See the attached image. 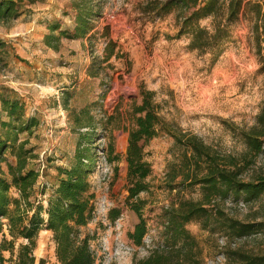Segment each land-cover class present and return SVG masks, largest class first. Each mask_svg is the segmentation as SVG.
I'll return each mask as SVG.
<instances>
[{
	"label": "rangeland",
	"instance_id": "rangeland-1",
	"mask_svg": "<svg viewBox=\"0 0 264 264\" xmlns=\"http://www.w3.org/2000/svg\"><path fill=\"white\" fill-rule=\"evenodd\" d=\"M171 1L37 0L24 6L18 17L0 22V92L25 100L28 118L40 122L34 135L21 139L29 140L38 155L33 167L41 176L32 201L45 208L57 183L56 169L75 165L77 148L88 147L84 138L95 137L90 181L97 210L87 230L97 234L95 248L105 257L103 264H131L162 247L171 213L186 203L206 210L184 224L194 240L192 264H241L240 255H264V232L231 239L230 226L263 222L264 196L253 202L243 196L238 202L203 203L199 187L183 185L185 147L179 141L195 137L221 159L242 160V133L256 126L264 107V79L258 73L264 59V18L242 16L220 53H201L191 50L192 34L184 25L196 9L164 12ZM83 8L94 12L91 30L76 38ZM212 22L203 19L198 25L212 31ZM52 27L61 30L50 36ZM143 90L153 95L160 127L152 140L140 143L150 175L146 190L132 200L135 182L129 178L127 155ZM263 173L264 154L242 180L250 182ZM134 206L141 208L147 225L140 247L130 237L140 222ZM3 235L12 240L7 226ZM24 245L20 239L14 254L3 252L5 264H15ZM55 251L53 235L42 231L34 250L37 264H56Z\"/></svg>",
	"mask_w": 264,
	"mask_h": 264
},
{
	"label": "trees",
	"instance_id": "trees-1",
	"mask_svg": "<svg viewBox=\"0 0 264 264\" xmlns=\"http://www.w3.org/2000/svg\"><path fill=\"white\" fill-rule=\"evenodd\" d=\"M36 1H0V22L15 19L24 6L34 5ZM175 7L183 11L196 9L190 18H185L184 25L192 34L191 50L201 53H220L232 39V28L240 22L242 16L247 18L252 14L257 19L264 18V2L252 0H172L164 7V12ZM93 13L84 8L78 11L76 38L89 34ZM203 19H212V31L198 25ZM261 28L259 22L256 23L259 45ZM60 30V27H52L50 36ZM258 73L264 79V59L261 60ZM142 97V105L134 111L138 116L137 130L130 135L127 155L129 178L135 182L130 190L132 200L146 190L144 182L150 175L148 165L143 162L140 143L152 140L160 127V118L153 110L152 93L143 90ZM2 107L10 121L2 124L6 134L0 136V264L6 263L2 253L10 251L14 254L15 241L20 239L27 245L20 247L15 264H37L34 250L44 230L53 235L56 264H103L105 257L95 248L97 234L87 230L94 222L97 210V195L90 181L95 165V153L90 149V144L95 137L89 135L84 138L88 147L77 148L75 165L56 169L57 183L52 185L45 208L42 202L32 201L41 176L33 167L38 155L34 149L29 148V140L20 141L21 135H33L40 127V122L36 118L25 119V106L16 98L2 100ZM77 124L81 125L80 118ZM242 139L246 154L241 161L235 158L221 159L195 137H187L185 142L179 141L185 147L181 165L183 185L199 187L203 193V203L210 206L215 200L226 203L232 198L238 202L243 196L246 201L253 202L264 196V173L250 182L242 180L245 171L264 154V107L258 115L256 126L248 133H242ZM108 153L109 156L114 154L112 149ZM13 192L17 197L13 196ZM133 209L140 222L130 237L140 247L147 235V225L141 208L134 206ZM205 213L203 206L190 203L182 205L179 211L172 212L169 217L165 229L167 242L144 259L134 258L131 264H192L194 240L186 233L184 224ZM2 218H6L7 222L3 223ZM6 226L11 241L3 235ZM230 227L235 234L231 239H243L256 232H264V221L252 224L233 222ZM240 256L241 264H264V255Z\"/></svg>",
	"mask_w": 264,
	"mask_h": 264
},
{
	"label": "crops",
	"instance_id": "crops-1",
	"mask_svg": "<svg viewBox=\"0 0 264 264\" xmlns=\"http://www.w3.org/2000/svg\"><path fill=\"white\" fill-rule=\"evenodd\" d=\"M0 1H2V0H0ZM4 99H12V97L9 95V93H1L0 92V136H3V134H6V132H3V130H2V124L5 123V122L7 123V122L10 121V118L8 117V114L3 111L2 100H4ZM16 99L19 100L25 106V109L27 108V104H26L25 100H23L22 98H18V97H16ZM25 119H28L27 112H26V118ZM23 136H28V135L27 134L21 135L20 136V141L25 140V139H21Z\"/></svg>",
	"mask_w": 264,
	"mask_h": 264
},
{
	"label": "bare ground",
	"instance_id": "bare-ground-1",
	"mask_svg": "<svg viewBox=\"0 0 264 264\" xmlns=\"http://www.w3.org/2000/svg\"><path fill=\"white\" fill-rule=\"evenodd\" d=\"M125 141V140H124Z\"/></svg>",
	"mask_w": 264,
	"mask_h": 264
}]
</instances>
